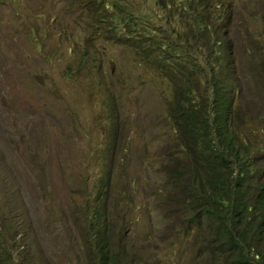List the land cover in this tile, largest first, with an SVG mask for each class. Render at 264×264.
<instances>
[{
    "label": "rangeland",
    "instance_id": "1",
    "mask_svg": "<svg viewBox=\"0 0 264 264\" xmlns=\"http://www.w3.org/2000/svg\"><path fill=\"white\" fill-rule=\"evenodd\" d=\"M126 1L191 55L225 20L251 201L264 187V0H194L193 15L177 0L164 13ZM96 12L86 0H0V264H100L102 236L108 264H242L179 188L187 144L168 116L170 80ZM246 218L244 247L259 249L264 210L263 222L253 208Z\"/></svg>",
    "mask_w": 264,
    "mask_h": 264
},
{
    "label": "trees",
    "instance_id": "2",
    "mask_svg": "<svg viewBox=\"0 0 264 264\" xmlns=\"http://www.w3.org/2000/svg\"><path fill=\"white\" fill-rule=\"evenodd\" d=\"M153 1L156 12L164 13V7L171 6L174 0ZM177 1L193 15L194 0ZM86 3L96 9L100 21L112 20L111 35L116 41H128V45H122L136 48L154 72L170 80L173 89L168 116L177 136L187 144V160L182 167L187 180L186 183L182 180L183 186L178 184V187L190 200V211L194 208L196 213L211 218L219 243L235 249L242 264H252L248 258L255 259V264H264V236L259 249L244 247V226L249 210L253 208L263 222L264 187L256 184L257 193L248 201L239 182L252 175L254 163L252 158L248 160L249 150L243 148L235 129V113L231 110L233 86L224 81L223 65H229L227 43L224 34L218 33L225 20L220 18L212 26L211 48L209 42L200 44L201 50L206 51L191 55L186 38L182 37L178 46L171 29L153 24L151 10L135 9L126 0H86ZM202 17V13L197 12L200 25ZM200 34L203 35V31L198 29L197 35ZM234 166L238 176L233 175ZM178 176L177 173L179 181ZM98 242L100 264H108L105 236ZM2 259L7 261L6 257Z\"/></svg>",
    "mask_w": 264,
    "mask_h": 264
}]
</instances>
